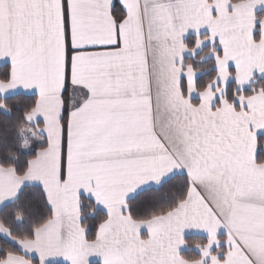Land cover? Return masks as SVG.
<instances>
[{
    "label": "snow or ice",
    "instance_id": "1",
    "mask_svg": "<svg viewBox=\"0 0 264 264\" xmlns=\"http://www.w3.org/2000/svg\"><path fill=\"white\" fill-rule=\"evenodd\" d=\"M264 264V0H0V264Z\"/></svg>",
    "mask_w": 264,
    "mask_h": 264
},
{
    "label": "trees",
    "instance_id": "2",
    "mask_svg": "<svg viewBox=\"0 0 264 264\" xmlns=\"http://www.w3.org/2000/svg\"><path fill=\"white\" fill-rule=\"evenodd\" d=\"M94 264H95V262H94Z\"/></svg>",
    "mask_w": 264,
    "mask_h": 264
}]
</instances>
